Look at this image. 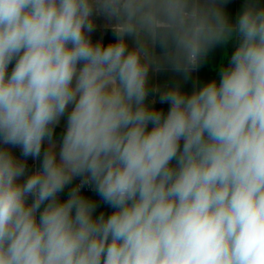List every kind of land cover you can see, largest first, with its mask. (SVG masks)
<instances>
[{
    "label": "clouds",
    "instance_id": "1",
    "mask_svg": "<svg viewBox=\"0 0 264 264\" xmlns=\"http://www.w3.org/2000/svg\"><path fill=\"white\" fill-rule=\"evenodd\" d=\"M227 2L0 0V264H264V6Z\"/></svg>",
    "mask_w": 264,
    "mask_h": 264
},
{
    "label": "crops",
    "instance_id": "2",
    "mask_svg": "<svg viewBox=\"0 0 264 264\" xmlns=\"http://www.w3.org/2000/svg\"><path fill=\"white\" fill-rule=\"evenodd\" d=\"M259 3L264 6V0H259ZM245 4V0H228V2L224 5L225 12L229 16L231 20H235L237 14L242 10L243 6ZM106 21L102 17L96 18V24L97 29L92 34V39L94 41L103 40L104 43L106 41V38L111 33V30L106 27ZM129 47L133 45V40L131 38H128ZM234 48V43H230L226 46L227 49V55L225 54V48L218 47L215 49L209 57V60L207 64L203 65L198 71L192 73L191 78L188 81H183L181 76L177 73H174L170 69H166L160 72H150V79L160 87L170 85L176 82H179L181 84V87L187 91H191L195 86H202L204 82L214 78L217 73L213 71V69L216 67V65L221 61L224 60V62H227L228 57L231 54V51ZM158 52V51H157ZM159 53V52H158ZM11 67V66H10ZM153 98L156 99L158 106L159 100H158V94L150 93L149 101H151ZM64 127V121L62 119L60 126L56 129V139L59 140L60 133L63 131ZM12 151L18 158H22L20 156V149L19 148H13ZM28 166L29 170H34L35 168L39 167V161H33L31 158H28ZM79 180H74L73 184L78 183ZM72 185H69L68 188L65 189L63 193L60 194V199H66L68 190L71 188ZM86 196L92 198L95 200L99 207L97 209V214H99L100 211H105L106 213H110L112 211L111 208H109L107 205H104L101 201L98 195L95 192L91 193H84Z\"/></svg>",
    "mask_w": 264,
    "mask_h": 264
},
{
    "label": "trees",
    "instance_id": "3",
    "mask_svg": "<svg viewBox=\"0 0 264 264\" xmlns=\"http://www.w3.org/2000/svg\"><path fill=\"white\" fill-rule=\"evenodd\" d=\"M111 40H115V36H113L112 33H110L109 36L106 38L105 44H107ZM157 51L159 52V49H157ZM157 107L163 108L165 111H167L168 105L159 104Z\"/></svg>",
    "mask_w": 264,
    "mask_h": 264
},
{
    "label": "built area",
    "instance_id": "4",
    "mask_svg": "<svg viewBox=\"0 0 264 264\" xmlns=\"http://www.w3.org/2000/svg\"><path fill=\"white\" fill-rule=\"evenodd\" d=\"M82 192H83V193H91V192H93V191H91V189L85 187L84 189H82Z\"/></svg>",
    "mask_w": 264,
    "mask_h": 264
}]
</instances>
